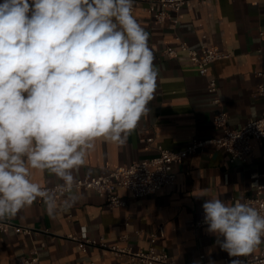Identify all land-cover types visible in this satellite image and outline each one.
I'll list each match as a JSON object with an SVG mask.
<instances>
[{
	"label": "crops",
	"instance_id": "obj_1",
	"mask_svg": "<svg viewBox=\"0 0 264 264\" xmlns=\"http://www.w3.org/2000/svg\"><path fill=\"white\" fill-rule=\"evenodd\" d=\"M147 5V0H135L133 15L150 34L149 47L158 69L149 113L124 145L95 140L85 164L73 173L75 177L97 176L151 157L159 144L177 150L193 137L216 136L220 131L213 117L219 109L227 112L233 127L264 112V94L255 93L257 84L264 82L256 73L264 68V0H188L178 22L160 23L151 18ZM176 36L197 49L212 43L228 56L213 61L208 74H201L183 52L172 58L161 55L167 44H176ZM208 76L216 78L219 104L212 102L213 95L207 91ZM229 157L225 150L206 145L173 164L174 182L154 193L136 197L118 187L117 194L125 200L122 206L110 208L92 189H73L72 206L65 208L68 195L59 194L57 213L49 217L38 200L12 219L33 228L30 234L0 230V264H19V258L32 249L37 250L39 264H118L109 246L146 249L149 233L160 227L164 233L156 248L179 264H222L228 254L206 232L207 225L196 227L194 222L206 200L220 198L231 203L254 192L250 176L264 174V137L251 139V150L244 158L231 162ZM31 171L32 180L41 186L59 182L50 173ZM82 231L95 238L102 236L106 247L90 245L83 251L70 237Z\"/></svg>",
	"mask_w": 264,
	"mask_h": 264
},
{
	"label": "clouds",
	"instance_id": "obj_2",
	"mask_svg": "<svg viewBox=\"0 0 264 264\" xmlns=\"http://www.w3.org/2000/svg\"><path fill=\"white\" fill-rule=\"evenodd\" d=\"M134 4L0 3V221L38 200L54 217L57 193L67 194L64 207H71L73 173L95 140L124 145L148 115L158 69ZM31 170L50 173L59 183L42 187ZM202 209L206 232L229 257L250 256L264 244V215L250 203L211 198Z\"/></svg>",
	"mask_w": 264,
	"mask_h": 264
},
{
	"label": "built area",
	"instance_id": "obj_3",
	"mask_svg": "<svg viewBox=\"0 0 264 264\" xmlns=\"http://www.w3.org/2000/svg\"><path fill=\"white\" fill-rule=\"evenodd\" d=\"M147 11L155 22L171 20L178 22L180 10L188 0H147ZM175 13V16L171 15ZM180 52L185 53L195 64L201 74L207 75L209 65L220 58L228 56L222 52L216 45L205 43L199 49L191 47L186 41L176 36V44H167L161 51L164 57H176ZM261 78H264V68L256 72ZM218 84L215 77L208 76L207 91L212 93V102L220 103L218 94ZM256 94H264V82L261 80L256 87ZM227 112L219 109L214 117V126L220 133L208 138L193 137L188 140L184 146L177 150L157 145L156 153L147 158L132 161L129 164H123L110 168L106 173L90 176L75 177L77 183L74 189H92L102 196L107 205L112 208L122 206L125 200L117 194V188L122 187L130 191L133 196L141 197L156 192L165 185L172 184L175 180L173 164L182 162L188 155L202 150L206 145L211 144L214 149H223L229 153L230 161L240 160L251 150V139L261 140L264 137V112L257 117L249 118L243 125L233 127L228 123ZM263 175V180L260 179ZM250 184L257 185L254 192L244 196L241 201L248 202L252 207L264 215V174L254 172L250 176ZM59 183V182H58ZM57 183L51 185H42L46 188H55ZM60 193H57V196ZM203 211L199 214L194 225H206L203 223ZM13 229L15 232L30 234L33 228L22 226L12 219L0 221V230L7 231ZM138 232V231H137ZM164 230L160 227L157 231L149 233V245L146 249L140 248L133 250L130 247H120L111 245L108 248L112 250L119 259L118 264H179L166 251L157 249L155 243L159 236L163 235ZM78 242L83 251L87 247L105 246L106 243L102 236L97 238L89 236L85 231L79 234L70 235ZM201 258L204 254L199 255ZM232 259H240L244 264H264V244H261L250 256L239 258H223L222 264H230ZM19 264H39V256L36 249L30 250L27 255L19 258Z\"/></svg>",
	"mask_w": 264,
	"mask_h": 264
}]
</instances>
